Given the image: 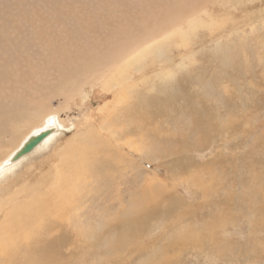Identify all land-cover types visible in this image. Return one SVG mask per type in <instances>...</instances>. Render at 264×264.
<instances>
[{"label": "rangeland", "instance_id": "obj_1", "mask_svg": "<svg viewBox=\"0 0 264 264\" xmlns=\"http://www.w3.org/2000/svg\"><path fill=\"white\" fill-rule=\"evenodd\" d=\"M0 37V65L10 63L14 78L40 70L45 88L22 100L0 76L2 143L13 130L7 119L28 116L37 102L58 108L65 125L0 174V264H264V0H0ZM87 50L108 53V64L81 83L90 75L82 76L91 65ZM125 53L129 61L118 64ZM61 56L70 62L58 65ZM71 83L80 84L73 93ZM39 118L15 128L26 136ZM0 155L2 164L8 155ZM210 175L223 178L224 195L205 210L186 187ZM159 192L167 200L159 209L172 212L151 218L145 234L110 228L137 220V199L156 200L150 194ZM44 199L71 207L64 220ZM9 211L29 217L36 238L40 225L54 231L47 251L27 225L5 224ZM206 223L213 233L198 229ZM197 229L208 235L201 243L190 240Z\"/></svg>", "mask_w": 264, "mask_h": 264}, {"label": "bare ground", "instance_id": "obj_2", "mask_svg": "<svg viewBox=\"0 0 264 264\" xmlns=\"http://www.w3.org/2000/svg\"><path fill=\"white\" fill-rule=\"evenodd\" d=\"M90 3V2H89ZM82 7V6H81ZM152 7V6H151ZM150 8V7H149ZM198 8V7H197ZM192 12V11H191ZM91 14V13H90ZM88 15V14H87ZM83 16V15H82ZM152 28V27H151ZM145 32V31H144ZM146 33V32H145ZM135 34V33H134ZM144 34V33H143ZM165 36V35H164ZM0 39L2 40L3 38H1L0 37ZM142 39V38H141ZM140 39V40H141ZM159 39V38H158ZM127 40V39H126ZM138 40V39H137ZM150 40V39H149ZM148 40V41H149ZM144 41V40H143ZM135 42H137L138 43V45H139V43L140 42H138V41H134V43ZM84 44H86V43H84ZM67 46V45H66ZM83 46V45H82ZM110 46V45H109ZM140 46V45H139ZM145 46V45H144ZM86 47H87V44H86ZM137 47V46H136ZM80 48H81V46H80ZM84 47H82V49H83ZM97 48V47H96ZM140 48V47H139ZM64 49V48H63ZM91 49H93V48H91ZM137 49V48H136ZM81 50V49H80ZM84 50V49H83ZM94 50H96L95 48H94ZM82 51V50H81ZM80 51V52H81ZM88 51H90V50H87L86 52H84V54H85V56L88 58L89 57V59H90V62H91V65H90V67L88 68V70L86 71V72H84V73H82V76H84V75H87V74H89L90 73V75L89 76H87L86 78H84V79H82V80H80V82L82 83L83 81H87L88 79H90V78H92V77H97V75H99V74H97V72H100V70H103L104 71V68H105V66H107V61L105 60L106 59V57H108V53H103V54H101V53H94V54H90V52H89V55H91V56H88ZM98 51V50H97ZM127 51H129V50H127ZM132 51V50H131ZM93 52V51H92ZM116 52V51H115ZM123 52V51H122ZM130 52V51H129ZM117 53H119L118 51H117ZM121 53V52H120ZM124 53V52H123ZM112 54V53H111ZM126 54V53H125ZM123 55V56H121L120 57V62H117L118 64H120V65H123L124 63L126 64V60L128 59V56H129V53H127L126 55ZM62 55V54H61ZM77 61H78V59H81L82 58V56H81V58H79V55H74L73 56ZM78 57V58H77ZM110 57H114L113 55L112 56H110ZM118 57V56H117ZM116 57V58H117ZM130 57V56H129ZM115 58V57H114ZM71 59V58H70ZM75 59H72L73 61H75V62H77ZM113 59V58H112ZM134 59V58H133ZM132 60V59H131ZM63 61H65V62H68L69 61V59L68 60H66V57L65 56H61L60 57V59L58 60V65H61L62 63H63ZM114 61H115V59H114ZM114 61H113V63H114ZM127 61H129V60H127ZM70 62V61H69ZM68 62V63H69ZM75 62H73L74 64H75ZM135 62V61H134ZM10 64V63H9ZM9 64H6V65H4V64H1L0 65V76H2V77H4V79H5V84H10L11 85V89H13V90H15L17 93L16 94H18L19 95V97H21V99L22 100H24V95L26 96V95H28V96H30V98L32 99V95H34L33 94V92H37V94H36V96L40 93V88H42V89H45L44 88V86H43V82L42 81H40L41 79H42V72L40 71V70H37V71H35L34 72V74H30V73H28V72H26V71H23L22 73H21V77H17V78H14V74L12 73V70L11 69H9L11 66H9ZM67 64V63H66ZM144 64V63H143ZM71 65V64H70ZM120 65H117V66H120ZM71 66H73V65H71ZM67 66H63V68L65 69ZM169 67V66H168ZM68 68V67H67ZM109 68H110V66H109ZM115 68H116V66H115ZM130 68H132V67H130ZM9 69V71L7 72V70ZM59 69L63 72V69L61 68V67H59ZM58 69V70H59ZM70 69V68H69ZM106 69V68H105ZM113 69H114V67H113ZM127 69V68H126ZM71 71H68L67 72V75L70 77L71 76V78L73 77V74L75 75V73H77V66H73V68H71L70 69ZM102 71V72H103ZM107 71V70H106ZM112 71V70H111ZM62 72H61V74H62ZM110 72V71H109ZM41 73V74H40ZM41 75V76H40ZM107 76V75H106ZM127 76V75H126ZM63 77H64V75H63ZM65 77H67V76H65ZM75 77V76H74ZM103 77H105V76H103ZM108 77V76H107ZM163 77V76H162ZM161 77V78H162ZM112 78H113V76H112ZM125 78V77H124ZM98 80H100L99 78H98ZM160 80V79H159ZM130 81V80H129ZM73 82V81H72ZM89 83V82H88ZM88 83H86V84H88ZM71 85H72V89H71V91H72V93L74 92L73 91V86L74 87H79L80 86V84L79 85H77V84H72L71 83ZM106 85V84H105ZM22 86H24V88H22ZM70 87V86H69ZM83 86H81V88H82ZM104 87V86H103ZM194 87V86H193ZM20 88L22 89V90H20ZM36 90V91H33V90ZM75 89V88H74ZM58 90L60 91V87L58 86ZM76 90V89H75ZM193 90V89H192ZM43 91V90H42ZM167 91V90H166ZM190 91V90H189ZM69 93H70V90H69ZM69 93H66V94H68L69 95ZM81 93V92H80ZM80 93H78V94H80ZM193 94V93H192ZM17 95V96H18ZM27 96V97H28ZM36 96H34V97H36ZM70 96V95H69ZM15 98V97H14ZM76 98V97H75ZM48 99V98H47ZM65 99H67L66 97H65ZM68 100H70V98H68ZM32 101H33V99H32ZM36 101H37V99H36ZM43 101V100H42ZM16 103V102H15ZM33 103V102H32ZM34 103H35V100H34ZM67 103H69L68 101H66L65 100V104H67ZM29 104V103H28ZM36 105H34L33 107V109H31V110H29L28 112H31V114H28V116H24V118L22 117L23 116V114L22 115H20V116H18V119L17 120H15L13 117L12 118H9V119H7V121H8V124H9V127H12L13 128V130L10 132V134L8 135V137L10 138L9 139V143H8V145H6V147H5V143H2V139L4 138V140L7 138L6 137V134H7V132L4 130V129H6V126L3 124V121L1 120L0 121V131H2L3 133H2V135H0V151L2 150V153H5V155H8V156H6L7 158L5 159V160H3V162H2V164H0V174H1V172L3 173V172H5L6 170H9L11 167L10 166H15L16 164H18V163H20L21 161H23L25 158H27L28 156H30L32 153H34L35 151H37V150H39V149H41L42 148V146H45V145H47L48 144V142L49 141H51L57 134H60V132H62V130L64 129V120H62V118H60V116H59V114H58V108L57 109H53V108H48V104H46L45 102H37V103H35ZM33 105V104H32ZM42 113H46L45 114V116H44V118L43 117H41V114ZM39 117H41V118H43V121L40 123V124H38V125H36V127H35V129H33L29 134H27L26 136H25V134H21L20 133V130H21V128L20 129H16L15 127H30L34 122H36V119H38ZM23 118V119H22ZM41 118H39V119H41ZM243 121V120H242ZM44 123H47V125L46 126H44ZM5 127V128H4ZM22 127V128H23ZM4 128V129H3ZM18 132V134L17 135H14V133H17ZM46 134L45 135V137L42 139V141L41 142H39L37 145H35L34 146V148L31 150V151H29V152H26L25 151V148H26V146L29 144V143H31V142H33L34 140H36V138L38 137V136H40V135H42V134ZM53 134V135H52ZM5 136V137H4ZM86 136V135H85ZM2 144V145H1ZM82 146V147H81ZM81 146H79L78 148L80 149H82L83 151H84V147L86 146H84V145H81ZM7 147H9V149H7V151H12L13 149V151L10 153V152H7L6 151V148ZM66 152V151H65ZM140 152V151H139ZM176 154V153H175ZM3 155V154H2ZM1 156V155H0ZM64 156H66V154H64ZM68 156V155H67ZM76 156V155H75ZM3 158V157H2ZM68 158V157H67ZM180 159V158H179ZM71 160V159H70ZM69 161V160H68ZM198 161V160H197ZM200 161V160H199ZM66 162V161H65ZM72 162V161H71ZM82 163L83 162H86V159L84 158V159H82V161H81ZM81 162L80 163H78V164H76V165H74V163H73V165L75 166V168L77 169V168H79L80 167V165H81ZM212 163V162H211ZM59 164H60V162H59ZM66 164H67V162H66ZM90 164L91 163H87L86 165L89 167L90 166ZM67 166V165H66ZM83 168V167H82ZM6 169V170H5ZM57 169V168H56ZM3 170H5V171H3ZM263 176V175H262ZM217 179V180H216ZM222 180H223V178H221V180H220V178L218 177V176H215V175H213V176H208L207 178H201V177H197V178H195V183H196V187H192V186H189L188 188L186 187V189L188 190V192L186 191V193H188L189 194V196H190V198L191 199H195L196 197H198L199 196V198L200 199H202V201H204L203 202V207L205 208L206 207V205H207V203H208V205H209V203L212 201L213 203L212 204H217V205H219V203L217 202V201H215V200H211L212 199V197L214 196V195H216V194H218V193H220L219 195H221V197L224 195V191L223 192H220V190H221V188H222V186L221 187H219L220 185H221V182H222ZM37 181V180H36ZM55 181V180H54ZM60 181V180H59ZM214 181L216 182V185H215V183H214ZM211 182H213L214 183V186H212L211 187V185H212V183ZM56 185V184H55ZM218 185V186H217ZM58 186V185H57ZM176 186V185H175ZM224 186H225V184H224ZM230 186V185H229ZM246 187V186H245ZM58 187H56L55 189H54V193H57L56 194V197H58V189H57ZM223 190V189H222ZM60 191V190H59ZM71 191V190H70ZM149 191V190H148ZM148 191H145V192H143V193H141L140 194V196H142V195H145V196H148L149 195V192ZM231 191V190H230ZM61 192V191H60ZM53 193V191H50V192H48V191H44L43 192V194H41L42 196H45V195H48V194H52ZM18 194V193H17ZM35 194H37V193H35ZM60 194V193H59ZM161 194V192H159V193H152V194H150V197L151 196H153V195H156V200H147V201H145V202H140V198H138L137 199V206H138V209L139 208H141L142 207V209H141V211L143 210V212L142 213H139V217L137 218V220H135V219H133V220H130L129 222H125L124 220H118V221H116V223L115 224H113L112 226H110V228L112 229V228H116V229H120L121 231H123L126 227H127V229H126V231L125 232H128V230H129V233H130V235H136V234H145V232L147 231V227H146V225H147V223L149 224V220L151 219V218H153V217H155V216H163V215H167V214H169V212H172L171 211V208H168L167 206V208L165 209V211L164 210H161V209H159L160 208V206L161 205H163V203L164 202H166L165 201V198L162 196V195H160ZM226 194V193H225ZM251 194V193H250ZM16 195V194H15ZM34 195V194H33ZM36 196V195H35ZM61 196H62V194H61ZM78 196V195H77ZM89 197V196H88ZM225 197V196H224ZM255 197V196H254ZM33 198V197H32ZM209 198V199H208ZM214 198H215V196H214ZM223 198V197H222ZM228 198V197H227ZM108 199V198H107ZM254 199V198H253ZM45 200V203H48V207H53L57 212L56 213H58L59 214V216H60V218L62 219V220H64V218H65V216L63 215L64 213H68L69 211H70V209H71V207H69V206H62V207H58L56 204H58V201L55 203V201L53 200V201H48L47 199H44ZM86 200H88V199H86ZM211 200V201H210ZM15 201H17V200H15ZM23 201V200H22ZM27 201V200H26ZM29 201H31V200H29ZM180 201V200H179ZM225 201L227 202V199L225 198ZM259 201V200H258ZM39 202V201H38ZM169 202V201H168ZM171 202H175V201H171ZM253 203H254V201H252ZM260 202V201H259ZM11 203H12V201H11ZM18 203H19V201H18ZM28 202H26L25 204H27ZM30 203V202H29ZM182 203H184V202H182ZM221 203H222V201H221ZM231 203V202H230ZM233 203V202H232ZM32 204V203H31ZM40 204H41V202H40ZM262 204V203H261ZM264 204V203H263ZM263 204H262V206H263ZM20 205H21V203H20ZM172 205V204H171ZM28 207H29V209H30V206H32V208H34L35 209V207H33V205H27ZM35 206V205H34ZM182 206V205H181ZM190 206V205H189ZM188 206V207H189ZM198 206V205H197ZM201 206H202V204H201ZM7 207V206H6ZM18 207V206H17ZM28 207L27 208H25V210L27 209V210H29L28 209ZM187 207V208H188ZM216 207V206H215ZM231 207V206H230ZM229 207V208H230ZM258 207V206H257ZM261 207V206H260ZM259 207V208H260ZM22 208H23V206H22ZM218 208V207H217ZM216 208V209H217ZM12 209V208H11ZM17 209V208H16ZM38 209V208H37ZM37 209H35L36 211H37ZM189 209H191V208H189ZM192 209H193V207H192ZM213 209V208H212ZM215 209V208H214ZM220 209V208H219ZM233 209V208H232ZM7 210V209H6ZM15 210V209H14ZM20 210H22V209H20ZM31 210V209H30ZM40 210H42V209H38V213H40L39 211ZM45 210V209H44ZM47 210H48V208H47ZM195 210V209H194ZM205 210H206V208H205ZM262 210V209H261ZM18 211V213H19V209L17 210ZM23 211V210H22ZM34 211V210H33ZM192 211V210H191ZM190 211V212H191ZM197 211H199V210H196V212ZM218 211V210H217ZM232 211V210H231ZM2 212V211H1ZM25 212V211H24ZM29 212V211H28ZM195 212V211H194ZM195 212V213H196ZM218 212H220V211H218ZM224 212V211H223ZM7 213V212H6ZM9 213H10V211H9ZM8 213V214H9ZM22 213V212H21ZM44 213V212H43ZM193 213V212H192ZM202 213V212H201ZM24 214V213H23ZM22 214V215H23ZM30 215V217H31V219H32V217H35L36 215H35V213H33L35 216H32V214L29 212V213H27V215ZM41 214V213H40ZM50 214V213H49ZM187 214V213H186ZM222 214V213H221ZM232 214V213H231ZM235 214V213H234ZM21 215V214H20ZM19 214H17V213H15V211H11V213H10V215H9V217L5 220V224H7V226L8 227H12V228H18V225H20V224H24V225H27V229L29 230V232H28V236L29 237H31L33 240H36V242H38V244L40 245V247H44V249H45V246L48 244L47 243V239H45V237L46 236H48V235H51V234H53L54 233V231H52V230H47V229H45L46 227H45V225H43V226H41L40 225V229H38V230H36V235L38 234V236H37V238H36V236L34 237L31 233L32 232H34L35 230H33L34 228H32L30 225H33V224H31V222H27V221H25V219H28L29 217H25V216H22V218H21V216H20ZM44 216V215H43ZM218 217H219V215H217ZM24 217V218H23ZM48 217V216H47ZM51 217V216H50ZM53 217V216H52ZM182 217V218H181ZM215 217V216H214ZM4 218H6V217H4ZM179 218H181L180 220H185V214H181V216L179 217ZM3 219V218H2ZM30 219V218H29ZM37 219H39V218H37ZM37 219H32V220H34V221H36ZM41 219V218H40ZM42 219H44V217H42ZM216 219V218H215ZM141 220H142V222H145L144 224H141ZM201 220V219H200ZM31 221V220H30ZM45 221V223H50V222H53V220L52 219H47V220H44ZM194 221V220H193ZM205 221V220H204ZM215 221V220H214ZM217 221V220H216ZM4 222V221H3ZM28 224H27V223ZM43 222V221H42ZM81 222V221H80ZM209 222H210V220H209ZM1 223H2V220H1ZM30 223V224H29ZM55 223H56V225H58V221L56 220L55 221ZM82 223V222H81ZM85 223V222H84ZM262 224V223H261ZM38 225V224H37ZM80 225H82V224H80ZM150 225V224H149ZM150 226H152V225H150ZM211 226H214L213 224L212 225H209V224H207L206 223V225H201L200 227H198V229L199 228H202V227H205L207 230L209 229V231L210 230H212V231H210V233H213V230H215V229H212V227ZM5 227V226H4ZM35 227H37L36 225H35ZM104 229H105V227H104ZM198 229L196 230L197 232H195L194 231V234H195V236L194 235H191L190 236V240H192L194 243H201V242H203L204 241V239H205V237L206 236H208V235H206V233H204V231L203 232H201L200 230L198 231ZM204 229V228H203ZM1 230V229H0ZM77 230V229H76ZM183 230V229H182ZM3 231V230H2ZM1 231V232H2ZM9 231V230H8ZM12 231V230H11ZM185 231V230H184ZM187 231V230H186ZM22 232V231H21ZM120 232V231H119ZM190 233L192 232V231H189ZM6 233V232H5ZM105 233V232H104ZM115 233H116V231H115ZM200 233V234H199ZM208 233V232H207ZM14 234V233H13ZM16 235H14V236H16L15 238L17 239V233H15ZM112 234H114V231H113V233ZM160 234V233H159ZM209 234V233H208ZM6 235H8L7 233H6ZM5 235V236H6ZM177 235H178V233H177ZM176 235V236H177ZM224 235V234H223ZM11 236V235H10ZM13 236V235H12ZM19 236H20V234H19ZM19 236H18V238H19ZM23 236V235H22ZM94 236V235H93ZM174 236V235H173ZM181 237H182V232H181V235H180ZM186 236V235H185ZM189 236V235H188ZM215 236V235H214ZM225 236V235H224ZM9 237V236H8ZM7 237V238H8ZM27 237V236H26ZM116 237H117V235H116ZM4 238H6V237H4ZM9 238H11V237H9ZM8 238V239H9ZM21 238V237H20ZM51 238V237H50ZM169 238V237H168ZM174 238V237H173ZM178 238V237H177ZM12 239H14V238H12ZM45 239V240H44ZM181 239V238H180ZM184 239V238H183ZM207 239V238H206ZM11 240V239H10ZM10 240H8V241H10ZM25 240V239H24ZM27 240H28V238H27ZM156 240V239H155ZM178 240V239H177ZM177 240L175 241V242H173V243H176L177 242ZM17 241H19L20 242V240H17ZM169 241H170V238H169ZM168 241V242H169ZM211 241V240H210ZM185 242V241H184ZM0 243H1V241H0ZM9 243V242H8ZM34 243V242H33ZM169 243H172L171 241L169 242ZM2 244V243H1ZM5 244V243H4ZM13 244V243H12ZM22 244V243H21ZM101 244V243H100ZM9 245V244H8ZM25 245V244H24ZM27 245V244H26ZM165 245V244H164ZM172 245L173 244H171V245H169L168 244V246H166L167 248H168V250H170V247H172ZM22 247H23V245H21ZM37 246V245H36ZM174 246V245H173ZM249 246V245H248ZM7 247V246H6ZM9 248L10 247H12V248H14V247H16V246H8ZM18 247V246H17ZM16 247V248H17ZM21 247V248H22ZM29 247V246H28ZM19 248H20V246H19ZM18 248V249H19ZM31 248H32V246H31ZM36 248V247H35ZM50 248H52V247H50ZM138 248V247H137ZM3 249H6V248H3ZM11 249V248H10ZM10 249H7V250H10ZM23 249V248H22ZM33 249V248H32ZM164 249V248H163ZM7 250H5L6 252H7ZM11 250H13V249H11ZM10 250V252H14V251H11ZM17 250V249H16ZM20 250V249H19ZM27 250V249H26ZM167 250V249H166ZM0 251H1V253H2V251H4V250H1L0 249ZM36 251V250H35ZM40 251V250H39ZM44 251H47L46 249L44 250ZM44 251H42V252H44ZM9 252V251H8ZM8 252H7V254H8ZM9 252V254L10 255H12L11 253ZM16 253V252H15ZM23 253V252H22ZM52 253H53V251H52ZM26 254V253H25ZM33 254V253H32ZM41 254V253H40ZM0 255H2V254H0ZM20 255V254H19ZM37 255H39L38 253H37ZM41 255H43V254H41ZM27 256V255H26ZM100 256V255H99ZM14 257V256H13ZM23 258V257H22ZM24 258H26V257H24ZM38 258V257H37ZM17 259V258H16ZM49 259V258H48ZM47 259V260H48ZM10 260V259H9ZM88 260V259H87ZM6 259H5V262H1L2 264H7L6 263ZM11 261V260H10ZM14 262L16 261V262H18V264H20L19 262H21V263H24V264H32V263H35V264H38V262H31V261H25V260H23V259H21V260H13ZM43 261V260H42ZM9 263V262H8ZM54 263V262H53Z\"/></svg>", "mask_w": 264, "mask_h": 264}, {"label": "water", "instance_id": "obj_3", "mask_svg": "<svg viewBox=\"0 0 264 264\" xmlns=\"http://www.w3.org/2000/svg\"><path fill=\"white\" fill-rule=\"evenodd\" d=\"M45 135H46V134L44 133V134L38 136V137L36 138V140H34L33 142L29 143V144L26 146L25 151H26V152L31 151V150L34 148L35 145H37L39 142L42 141V139L45 137Z\"/></svg>", "mask_w": 264, "mask_h": 264}]
</instances>
